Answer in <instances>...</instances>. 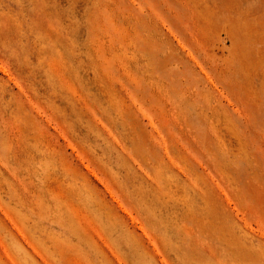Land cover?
<instances>
[{
	"label": "rangeland",
	"instance_id": "1",
	"mask_svg": "<svg viewBox=\"0 0 264 264\" xmlns=\"http://www.w3.org/2000/svg\"><path fill=\"white\" fill-rule=\"evenodd\" d=\"M0 264H264V0H0Z\"/></svg>",
	"mask_w": 264,
	"mask_h": 264
}]
</instances>
